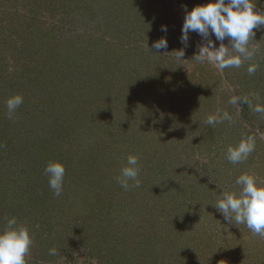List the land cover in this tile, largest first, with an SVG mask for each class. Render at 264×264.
Returning a JSON list of instances; mask_svg holds the SVG:
<instances>
[{
	"label": "rangeland",
	"instance_id": "obj_1",
	"mask_svg": "<svg viewBox=\"0 0 264 264\" xmlns=\"http://www.w3.org/2000/svg\"><path fill=\"white\" fill-rule=\"evenodd\" d=\"M207 2L0 0V229L28 228L27 264H264V236L214 207L241 174L264 185V26L240 67L200 63L206 41L190 32L185 46L181 28L185 7ZM248 136L254 151L231 163ZM129 155L139 186L124 188ZM50 162L65 167L60 195Z\"/></svg>",
	"mask_w": 264,
	"mask_h": 264
},
{
	"label": "clouds",
	"instance_id": "obj_2",
	"mask_svg": "<svg viewBox=\"0 0 264 264\" xmlns=\"http://www.w3.org/2000/svg\"><path fill=\"white\" fill-rule=\"evenodd\" d=\"M264 3V0H259ZM256 0H208L206 4L197 5L188 11L185 7V17L181 28V43L187 46L189 33H197L206 43L199 46L195 59L204 63H214L224 70L229 67H240L241 64L254 55V49L249 50L250 38H254V29L264 26V13L254 11ZM161 30L167 32V26L162 25ZM215 41H219L216 47ZM228 40V45L224 43ZM166 37L153 42L151 46L158 53L161 49H167ZM178 60L184 59V49L177 51ZM167 53V52H165ZM256 65L248 67L249 74L256 71ZM237 97H233L230 103L237 104ZM23 103L21 95L10 97L6 102L9 116ZM251 106V105H250ZM257 113H264V105L257 104L254 109ZM227 111L209 115L206 123L214 126L224 120H230ZM255 141L252 136L242 139L236 146H229L227 159L233 163H240L248 158L254 151ZM49 177V187L56 195H60L63 188L65 167L60 162H50L44 169ZM139 174V158L135 155L127 157L126 166L121 169L118 181L122 187L128 188L129 181H134L139 186L137 179ZM240 186L237 192H222V198L214 206L223 214L225 221L235 220L236 224H245L254 234L264 236V185L259 184L256 177L251 174H241L235 180ZM32 244V237L27 227L18 226L13 217L7 221L3 229H0V264H27L26 256ZM55 254V249L50 250Z\"/></svg>",
	"mask_w": 264,
	"mask_h": 264
}]
</instances>
